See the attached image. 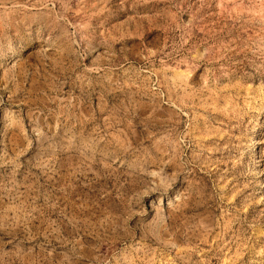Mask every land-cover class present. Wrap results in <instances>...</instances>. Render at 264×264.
<instances>
[{"label":"rangeland","instance_id":"obj_1","mask_svg":"<svg viewBox=\"0 0 264 264\" xmlns=\"http://www.w3.org/2000/svg\"><path fill=\"white\" fill-rule=\"evenodd\" d=\"M0 264H264V0H0Z\"/></svg>","mask_w":264,"mask_h":264}]
</instances>
